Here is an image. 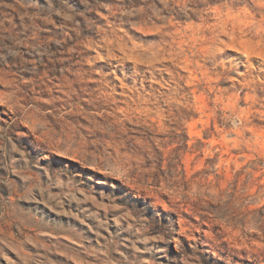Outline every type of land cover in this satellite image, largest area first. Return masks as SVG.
<instances>
[{
    "label": "rangeland",
    "instance_id": "obj_1",
    "mask_svg": "<svg viewBox=\"0 0 264 264\" xmlns=\"http://www.w3.org/2000/svg\"><path fill=\"white\" fill-rule=\"evenodd\" d=\"M0 264H264V0H0Z\"/></svg>",
    "mask_w": 264,
    "mask_h": 264
}]
</instances>
